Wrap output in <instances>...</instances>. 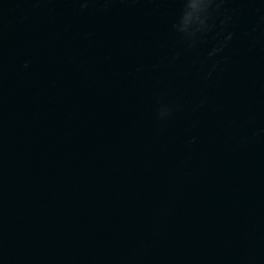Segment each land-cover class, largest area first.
Returning a JSON list of instances; mask_svg holds the SVG:
<instances>
[{
    "label": "water",
    "instance_id": "1",
    "mask_svg": "<svg viewBox=\"0 0 264 264\" xmlns=\"http://www.w3.org/2000/svg\"><path fill=\"white\" fill-rule=\"evenodd\" d=\"M0 264H264V0H0Z\"/></svg>",
    "mask_w": 264,
    "mask_h": 264
}]
</instances>
